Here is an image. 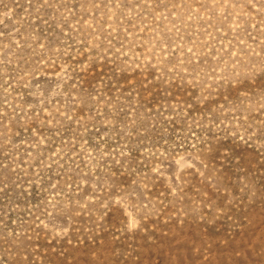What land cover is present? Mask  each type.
<instances>
[{"label": "rangeland", "instance_id": "rangeland-1", "mask_svg": "<svg viewBox=\"0 0 264 264\" xmlns=\"http://www.w3.org/2000/svg\"><path fill=\"white\" fill-rule=\"evenodd\" d=\"M0 264H264V0H0Z\"/></svg>", "mask_w": 264, "mask_h": 264}]
</instances>
